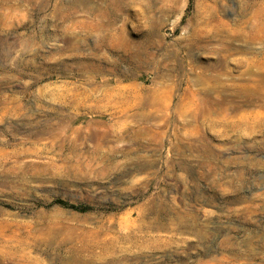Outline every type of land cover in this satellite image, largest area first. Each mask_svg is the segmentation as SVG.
<instances>
[{
    "label": "rangeland",
    "instance_id": "obj_1",
    "mask_svg": "<svg viewBox=\"0 0 264 264\" xmlns=\"http://www.w3.org/2000/svg\"><path fill=\"white\" fill-rule=\"evenodd\" d=\"M210 86L254 122L184 124ZM107 225V264H264V0H0V264Z\"/></svg>",
    "mask_w": 264,
    "mask_h": 264
},
{
    "label": "bare ground",
    "instance_id": "obj_2",
    "mask_svg": "<svg viewBox=\"0 0 264 264\" xmlns=\"http://www.w3.org/2000/svg\"><path fill=\"white\" fill-rule=\"evenodd\" d=\"M210 78H213V77H210ZM210 91H211V95L214 96L217 93L218 89L216 87H213V86H210L208 89H206L204 87L205 96L202 99L196 98L198 100V103L195 105V110L192 113H190L189 121H186V119L183 120V121H186L184 124L187 125V123L189 122L191 125L195 126V129L197 130L198 126H199V120L201 119V121H200V123H201L202 119H204V123L207 121L208 123L206 122V124H209L211 126L212 125H217V126L219 125V126H222L223 128L234 129V128L240 127L241 125L244 126V124H246V123H250L247 121L254 122L252 117H254V118H256V117L251 113H247L244 116H242L241 121H239V120L235 121V119L227 121L226 117H224L225 119L221 118L220 120L208 118L207 116L209 114L213 113L214 111H217V113H220V110H225L222 107L223 102L221 101V98H211L209 96ZM238 92H240V91H238ZM241 92L245 95V93L243 91H241ZM192 94L195 95L194 92H192ZM199 103H203L204 107H202L200 109V107H198ZM151 106H152V103H150V107ZM230 108L232 109V111L237 110L236 105H233ZM228 118H231V117L229 116ZM203 125L204 124H202V127H203ZM196 130H193L192 132L196 133ZM207 153H208V151H207ZM211 154H214V153H212V151L209 150V155H211ZM205 165H206V163H205ZM207 168H208V166H207ZM138 226H140V225H138ZM132 227H135V226L133 225ZM126 228H127V232H126V234H123L121 232L120 226H119V228L115 229L113 226L107 225V226L102 227L99 232H95L93 234H90L91 235L90 237L87 236L88 238L86 237L83 239V238L79 237L80 239H79L78 244L75 246L73 244L71 246V248H72L71 251L73 252V256H74L73 258L72 257L71 258L78 261V263L79 262H81V263L92 262L93 260H95V258L97 260H103V261L105 260L106 261V262L104 261L105 264H107L109 262L119 261V258L121 257V255H119V254L123 251V249L125 251L128 250V247L123 246L124 244H127V243L132 244L133 242L136 244L137 241H139L143 238V236L139 237L135 234L134 231L130 230L129 229L130 226H127ZM140 228H142V227H140ZM143 228H145V227H143ZM151 228L152 229L155 228V230L156 229L157 230L164 229V227H162V225H156V224L151 225ZM101 234L104 235L103 238H102V236H100ZM75 239L76 238H74V240ZM159 239H160V236H151L150 237V240L152 241V243H150V248L152 250H154V249L156 250L159 248L165 249V245L160 247V245H162V242ZM67 241L71 242L70 240H66V242ZM76 241H78V240H76ZM159 241L161 243H158ZM162 241H164V240H162ZM96 249L99 250L98 251L99 254L96 253ZM140 249L138 251H140ZM125 251H123V252H125ZM82 252H85L86 255H83ZM66 259H67V257H66Z\"/></svg>",
    "mask_w": 264,
    "mask_h": 264
}]
</instances>
